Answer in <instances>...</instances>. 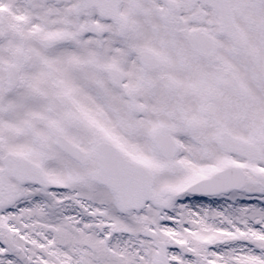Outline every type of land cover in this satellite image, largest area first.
I'll return each mask as SVG.
<instances>
[{
    "label": "snow or ice",
    "instance_id": "obj_1",
    "mask_svg": "<svg viewBox=\"0 0 264 264\" xmlns=\"http://www.w3.org/2000/svg\"><path fill=\"white\" fill-rule=\"evenodd\" d=\"M0 264H264V0H0Z\"/></svg>",
    "mask_w": 264,
    "mask_h": 264
}]
</instances>
